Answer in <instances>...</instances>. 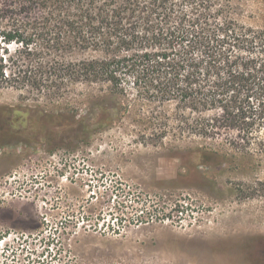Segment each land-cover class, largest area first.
<instances>
[{"label":"rangeland","instance_id":"rangeland-1","mask_svg":"<svg viewBox=\"0 0 264 264\" xmlns=\"http://www.w3.org/2000/svg\"><path fill=\"white\" fill-rule=\"evenodd\" d=\"M40 3L0 0V35L39 32ZM224 3L264 26V0ZM0 46V264H264L263 147L181 130L187 111L138 96L132 75L123 93L36 88L26 72L84 53Z\"/></svg>","mask_w":264,"mask_h":264},{"label":"trees","instance_id":"trees-1","mask_svg":"<svg viewBox=\"0 0 264 264\" xmlns=\"http://www.w3.org/2000/svg\"><path fill=\"white\" fill-rule=\"evenodd\" d=\"M37 5L42 15L32 25L39 32L27 37L2 32L0 41L26 47L38 42L84 56L53 59L49 73L26 72L31 86L102 82L123 93L121 81L132 75L138 96L173 100L187 111L176 117L181 130L204 138L226 133L235 148H264V26L238 22L224 0H41ZM0 71V85L9 83L2 65Z\"/></svg>","mask_w":264,"mask_h":264},{"label":"flooded vegetation","instance_id":"flooded-vegetation-1","mask_svg":"<svg viewBox=\"0 0 264 264\" xmlns=\"http://www.w3.org/2000/svg\"><path fill=\"white\" fill-rule=\"evenodd\" d=\"M7 128H10V126L9 127H7ZM19 127H16V129H18Z\"/></svg>","mask_w":264,"mask_h":264}]
</instances>
